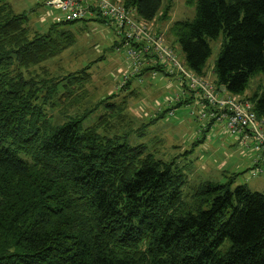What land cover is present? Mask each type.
Instances as JSON below:
<instances>
[{
  "label": "trees",
  "instance_id": "1",
  "mask_svg": "<svg viewBox=\"0 0 264 264\" xmlns=\"http://www.w3.org/2000/svg\"><path fill=\"white\" fill-rule=\"evenodd\" d=\"M112 1L145 22H166L172 9L165 0ZM186 4L194 17L164 30L180 46L184 66L206 78L210 42L223 33L216 85L243 96L264 118V0ZM88 19L119 28L100 10ZM77 21L56 18L39 32L26 13L0 0V264H264L263 193L202 181L194 194L199 207L188 208L181 170L142 145L101 135L123 103L108 101L96 124L84 128L80 118L55 124L29 101L24 70L72 45L68 25ZM140 56L128 65L136 81L168 75L156 53ZM257 76L259 89L244 95Z\"/></svg>",
  "mask_w": 264,
  "mask_h": 264
},
{
  "label": "rangeland",
  "instance_id": "2",
  "mask_svg": "<svg viewBox=\"0 0 264 264\" xmlns=\"http://www.w3.org/2000/svg\"><path fill=\"white\" fill-rule=\"evenodd\" d=\"M3 1L10 4L15 13H26L32 29L39 32H45L58 16L63 15L59 9L48 6L46 0ZM165 3L172 5L168 19L166 22L161 17L155 19L159 24L165 23L162 28L195 15V7L187 5L186 0H165ZM147 24L153 30L157 23L154 26ZM68 27L74 30L75 42L23 72L29 83L26 90L32 96L29 101L43 111L45 119L63 124L66 120L80 118L83 127L87 128L95 125L98 117L107 111L108 101L123 103L124 106L101 127V135L120 137V142L134 147L142 145L146 154L171 162L181 170L186 178L183 192L188 208L199 207L194 194L197 184L202 181L229 182L231 189L245 185L251 191L264 194V172L252 175L257 170L253 161L258 151L244 147L236 137L224 131L222 124H216L212 129L204 127L205 120L197 117L200 106L194 101L175 108V97L180 94L176 77L159 73L155 80L145 82L147 78L142 76L144 81H136L135 71L128 66V46L117 41L122 36L116 34L110 22L87 19ZM155 28L158 31L157 25ZM163 36L183 64L180 46L176 42L172 45L166 31ZM222 42L223 33L210 42L211 55L205 67L206 78L215 85L214 65ZM8 72L15 75L18 68ZM262 81V76L251 79L244 95H252ZM131 89H135L136 94L130 92Z\"/></svg>",
  "mask_w": 264,
  "mask_h": 264
},
{
  "label": "built area",
  "instance_id": "3",
  "mask_svg": "<svg viewBox=\"0 0 264 264\" xmlns=\"http://www.w3.org/2000/svg\"><path fill=\"white\" fill-rule=\"evenodd\" d=\"M46 4L62 11L63 17L57 18L58 21L87 20L100 10L119 27L116 32L125 40L130 58L137 57V62L139 57L143 58L140 51L156 53L164 69H168V74L179 82L180 94L175 101L188 96L200 106L197 117L205 120L204 127L210 124L212 129L216 124H222L224 131L236 137L244 147L257 150L253 161L257 170L252 175L264 172V118L255 114L248 100L238 98L187 69L178 60L175 51L165 43L163 33L154 29V22L138 19L131 10L112 0H46ZM147 23H153L154 31Z\"/></svg>",
  "mask_w": 264,
  "mask_h": 264
},
{
  "label": "crops",
  "instance_id": "4",
  "mask_svg": "<svg viewBox=\"0 0 264 264\" xmlns=\"http://www.w3.org/2000/svg\"><path fill=\"white\" fill-rule=\"evenodd\" d=\"M154 22H155V24L157 23V24H156L157 26L159 25V23H158L156 20H154ZM156 25H155V26H156ZM167 27H168L167 25L164 26V28H162L163 31H164ZM155 30H156V28H155ZM162 33H163V32H162ZM119 37H120V36H119ZM120 38H121V37H120ZM117 41H118V42H121V41H122V38H121V39L118 38ZM113 42H114V41H113ZM112 44H113V43H112ZM150 80H151V79H150ZM150 80H149V81H150ZM149 81H148V82H149ZM131 90H132L133 92L135 91V89H131ZM131 90H130V91H131ZM135 94H136V91H135Z\"/></svg>",
  "mask_w": 264,
  "mask_h": 264
}]
</instances>
